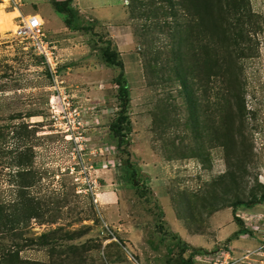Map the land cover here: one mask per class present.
<instances>
[{"label": "rangeland", "instance_id": "obj_1", "mask_svg": "<svg viewBox=\"0 0 264 264\" xmlns=\"http://www.w3.org/2000/svg\"><path fill=\"white\" fill-rule=\"evenodd\" d=\"M51 1L22 0L21 9L43 21L52 73L16 37L17 18L0 26V202L20 201L24 189L42 215L27 223L22 248H13L21 249L19 260L264 264V0H249L253 16L242 26L238 55L229 42L205 46L217 35L203 32L196 18L187 30L192 46L173 40L192 16L177 4L174 19L167 0L73 1L71 27ZM9 3L0 0V15ZM107 41L120 53L129 86L119 147L109 129L118 68L102 59ZM176 56L198 70L195 102L172 74ZM55 89L80 112V157L93 166L86 178L76 174L79 148L63 118L50 117ZM24 181L30 186L20 187ZM80 184L93 185L92 195ZM236 199L254 203L230 207Z\"/></svg>", "mask_w": 264, "mask_h": 264}, {"label": "trees", "instance_id": "obj_2", "mask_svg": "<svg viewBox=\"0 0 264 264\" xmlns=\"http://www.w3.org/2000/svg\"><path fill=\"white\" fill-rule=\"evenodd\" d=\"M74 0H52V5L54 6V11L59 13L63 17V22L66 27H71L73 13L75 9L71 7V3ZM166 1V0H165ZM171 9H174L173 18L177 19V9L176 5L185 12L191 13V18H189L183 26H179L173 30V40H177V43H181L184 40L185 43L192 46L191 39L187 35V30L192 26L191 20L193 18L197 19V26L201 28L203 32H209L211 34L215 33L217 37L213 40H209L205 46L209 47L211 44H221L223 42H229L233 44L236 48L237 55L243 53L238 44L244 41L245 32L242 31V26L245 25L250 18L253 16L251 13L249 0H167ZM194 3V7L190 4ZM194 10V11H193ZM153 11V9H151ZM84 29H88L87 27ZM249 31H246V34ZM249 39V36L246 37ZM238 41V44H237ZM181 47H185L179 44ZM174 45L173 48L179 46ZM179 46V47H180ZM215 52L217 51L216 47ZM102 59L108 66H114L118 68L117 74L113 77V83L117 86V116L110 123L109 129L112 135L117 139V146L123 142L125 135V129L128 124L127 110L130 100L128 81L125 77L124 64L121 60L119 51L111 46V41H107L106 45L102 47ZM216 56L217 53H216ZM215 56V57H216ZM194 57V55H193ZM174 66L172 68V74L175 75V79L180 82L181 92L183 95L189 99L191 102L195 98V92L199 89V82L201 78L195 73L198 71L196 68L192 67L187 63V57L179 56L174 57ZM230 64V61H228ZM206 64V59L204 60V65ZM203 65V66H204ZM214 66L211 64L210 76L214 75ZM231 71V69H230ZM205 74V73H204ZM218 94V91H216ZM27 156L24 155L23 161L20 164H24ZM230 172V171H228ZM231 174V172H230ZM231 176H233L231 174ZM30 186V183L24 181L20 187ZM21 200H15L12 203L0 202V239H2V234L9 237V242L11 245L9 247H4L1 245L0 241V264H37L30 260H19L18 252L21 249L13 250V248H22L17 246L19 240H23V230L27 227V223L32 219L41 218L42 215L39 211V204H37L32 197H29L24 189H21ZM264 196L263 193H261ZM254 199H249L243 201L241 199H236L230 204V207L236 208L239 205H252ZM233 219L240 227V233H247V229L244 224L235 213H233ZM237 235V234H234ZM232 235V236H234ZM30 241V240H29Z\"/></svg>", "mask_w": 264, "mask_h": 264}, {"label": "built area", "instance_id": "obj_3", "mask_svg": "<svg viewBox=\"0 0 264 264\" xmlns=\"http://www.w3.org/2000/svg\"><path fill=\"white\" fill-rule=\"evenodd\" d=\"M13 6L18 7L21 4V0H11ZM18 24L17 29L15 31L16 37L21 40H25L28 42V46H30L37 55H40L43 59V62L47 65L49 64L51 73L54 71L53 67L55 66V62H53V58L55 57L54 52L50 49L48 42L45 40V34L43 32V23L41 22L40 16L37 14H27L24 16H18ZM53 63V65H52ZM69 94H64L59 90L55 89V93L49 98V107H50V117H58L63 118L61 120L62 125L64 126L65 132H67L68 137H71V140L74 141L73 144L76 146L77 141H79L81 133L80 129L83 126L80 122V112L77 110L76 106H72L68 101ZM75 138V139H74ZM78 139V140H77ZM80 143H77L76 153L79 155V168L76 171V174L81 173L86 178L87 169H91L93 166L91 163L86 164L84 159L80 157ZM81 149V150H80ZM107 163V160L103 161V165ZM75 167H72L74 169ZM71 173H74L73 171ZM74 177H79L75 176ZM83 188L84 190L91 191L93 185L91 184H80L79 188ZM78 189V187H77ZM91 193V192H90ZM92 195V193H91Z\"/></svg>", "mask_w": 264, "mask_h": 264}, {"label": "crops", "instance_id": "obj_4", "mask_svg": "<svg viewBox=\"0 0 264 264\" xmlns=\"http://www.w3.org/2000/svg\"><path fill=\"white\" fill-rule=\"evenodd\" d=\"M74 2L79 4V2H81V0H74ZM85 5H87V3H85L82 6H85ZM22 6H23L22 0H21V4L18 7L13 6V4L9 3L6 6V8H4V10H2V14L0 15V26H3L8 21L10 16L11 17L12 16L15 17V19H16V18H18V16L27 15V14L24 13L25 10L23 11V9H21ZM87 6L90 7L91 5H87Z\"/></svg>", "mask_w": 264, "mask_h": 264}, {"label": "bare ground", "instance_id": "obj_5", "mask_svg": "<svg viewBox=\"0 0 264 264\" xmlns=\"http://www.w3.org/2000/svg\"><path fill=\"white\" fill-rule=\"evenodd\" d=\"M7 1H8V0H4V3L6 4V3H7ZM41 22L43 23V21H42V20H41ZM9 25H10L9 27H7V26H6V27H7V28H11V27H12V25H13V23H11V24H9ZM16 29H17V26H16ZM16 29H15V31H16ZM15 31H14V32H15Z\"/></svg>", "mask_w": 264, "mask_h": 264}]
</instances>
